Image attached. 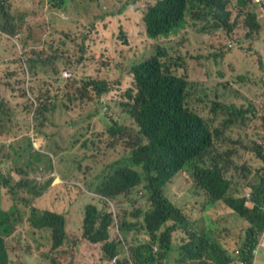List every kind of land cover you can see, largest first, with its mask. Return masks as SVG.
Returning a JSON list of instances; mask_svg holds the SVG:
<instances>
[{
	"label": "trees",
	"instance_id": "16d2710c",
	"mask_svg": "<svg viewBox=\"0 0 264 264\" xmlns=\"http://www.w3.org/2000/svg\"><path fill=\"white\" fill-rule=\"evenodd\" d=\"M55 1V7L67 6L64 0ZM3 2L6 0H0V36L6 39L0 41V66L9 65L3 62L4 58L10 64L20 62L25 66L27 79L8 81L7 85L13 90L26 83L27 89L22 93L21 103L1 99L0 94L1 114L7 116L18 108L36 107V111L32 129L18 131L22 124L17 123L11 131L6 126L0 130V188L7 190L12 200L24 203L28 210V215H24L18 204L7 211L0 209V264H62V260L69 258L67 248L60 250L66 243L77 258L76 264H166L164 261H169L174 250V234L179 236L178 247L182 251L176 264H194L193 260H200L203 253H207L208 259L204 264H264V253L254 258L257 244L261 245L264 240V197L253 199V207L251 197L248 200L234 189L233 179L226 176L231 166L244 178L250 173L246 155L254 149L245 147L241 136L235 138L232 132L240 125L259 130L260 122H264V81L259 90L262 104L258 105L252 95L258 92L257 84L253 76L246 73V68H238L248 62L237 61L240 62L237 67L234 43L226 47V53L214 47L202 55L192 53L190 48L195 43L188 44L191 31L200 37L209 34L210 29L204 28L207 22L214 23L217 30L236 34L240 28L235 24L242 19L252 34L260 29L264 31V19L258 18L264 8L254 6L264 5V0L260 4L236 0L234 10L230 8L232 0L148 1L138 25L140 34L152 42V48L147 49L149 56L145 60L132 66L131 87L124 94L125 112L132 123L123 125L105 114L101 120L106 135L96 138L95 132L89 136L80 133L74 142L88 149L86 156L78 161L71 176L61 171L65 181L60 184L55 183L53 159L66 150L65 144L71 141L68 137L57 139L64 126L57 127L54 136V126L41 122L40 111L50 97L38 86L46 69L51 67L54 74L58 72V67L52 66L59 58L58 52L48 46L31 55L19 41L14 19ZM129 3L130 0H106L97 10L102 18H106L102 10L111 6L120 8L117 13L127 15ZM199 19L207 22L198 23V29L192 23L188 25V21ZM68 34L63 33V37ZM174 39L178 41L171 43ZM120 40L126 44V35ZM256 55V59L264 62V54ZM227 57L231 69H218L217 73L220 79L230 76V81L217 84L221 91L214 107L203 104L195 107L197 100L200 102L203 98H189L195 86L190 80V71L202 69L209 73L210 64L219 66ZM66 82L67 93L79 99L91 90L100 103L102 97L111 92L104 79L69 76ZM243 82H248V87H244ZM0 89H3L1 83ZM29 93L32 101H27ZM206 108L213 118L224 120L222 131L228 135L223 144L219 141V131L211 130L209 122L199 114ZM223 145H228L226 154L221 152ZM255 154L264 163V149H257ZM10 161L13 165L8 167ZM176 183L174 193L186 190L196 197V205L205 200L209 205L223 203L230 210L228 213L249 224L236 238L239 242L236 261L233 257H224L227 248L218 238L223 230L215 233L210 227L208 232L212 234L204 233L189 220L193 212L187 215L189 205L179 208L170 198L169 187ZM81 185L89 197L98 199L84 205L82 224L76 231L68 229V211H41L32 206L59 189H76L80 196L83 194ZM190 185L201 191L193 193L192 189H187ZM249 188L261 189L264 195V166L257 183ZM67 195L69 203L77 201L72 193L67 192ZM18 213L20 216L16 217ZM26 216L27 224L34 230L50 233L49 256L44 255L37 261L27 262L21 258L24 255L18 254L21 242L28 240V235H19L17 229ZM139 234L144 236L142 241Z\"/></svg>",
	"mask_w": 264,
	"mask_h": 264
},
{
	"label": "rangeland",
	"instance_id": "374dc122",
	"mask_svg": "<svg viewBox=\"0 0 264 264\" xmlns=\"http://www.w3.org/2000/svg\"><path fill=\"white\" fill-rule=\"evenodd\" d=\"M105 1L64 0V4L67 6L63 8L53 6L56 2L55 0H6V3L3 2L14 19L15 32L19 35V41L31 55L39 53L41 50H46L48 46H52L53 51L58 52L59 58L52 63V66L58 67V72L54 74L50 67L46 69V74H41V80L38 82L39 88L42 89L43 93H48L50 97L45 107L40 111L41 122L54 126L52 130L55 132L54 136L57 135L56 128L64 126L60 130L57 139L61 140L64 137H68L71 141L65 144L66 150L58 156H54L55 171L53 174L57 177L56 184L65 181L62 170L67 171V175L71 176L78 167V161L86 156L88 149L80 143L74 142L80 133L89 136L95 132L96 138L106 135V127L101 120L105 114H109L123 125H131L132 123L125 112L124 104L127 103V100L124 94L131 87L133 78L130 70L132 66L145 60L149 56L147 49L150 46L152 48V42L145 35L140 34L141 27L138 25L142 13L144 15L143 11L146 9L148 1L152 0H130L129 9L126 12L127 15L117 13L120 8L111 6L106 10H102L106 17L102 18L97 8L100 3ZM252 1L255 3L254 0ZM235 6L236 0H232L230 8L234 10ZM254 6L258 9L264 8V5ZM111 13H115V15ZM196 21H188V25L191 26L192 23L198 29V23L207 22L203 19ZM238 25L240 31L234 34L223 29L217 30L214 27V23L207 22L204 28L205 30L210 29L209 34L200 37L191 31L188 44L195 43L190 48L192 53L202 55L207 53L208 49H213L214 47L222 48L226 53V47L234 43V50L238 56H236L237 67L240 64L237 61L244 60V63L248 62L247 65L243 66L241 64L238 68L244 70L246 68V73L253 76L255 84H257L256 90L258 91L257 93H252L253 101L261 105L262 100L259 98V90L264 81V62L256 59V54H260L264 50V31L260 29L255 35L252 34L246 21L242 19L235 24V26ZM63 33L69 34L67 37H63ZM123 34L126 35V44H123L120 40ZM60 36L62 38H59ZM5 39L0 36V41ZM177 41L178 39H174L171 43ZM224 59L226 62L219 66L210 64L208 66L210 69L209 73L202 69H192L190 71V80L195 86L189 98L191 100L203 98L200 102L197 100L195 107L202 104L205 107H214V101L218 99L221 91L218 90L217 84L230 81V76L223 79L218 77V69L229 71L232 67L229 57ZM3 62L9 65L0 66V83L3 84V89H0V94L3 95L1 99H10L14 103H21L24 99L22 93L27 89V84L21 83L11 90L7 83L8 81L15 83L17 79H27V70L20 62L10 64L7 58H4ZM9 73L11 76L8 77ZM69 76L86 80L88 78L107 80L109 87H111V92L105 94L100 103H97V99L91 90L85 92L83 98L79 99L67 93L65 86L67 84L66 79ZM242 85L248 87L249 83L243 82ZM13 93H15V96H13ZM32 99L33 96L29 93L27 101H32ZM1 109L2 106L0 104V130L6 126L11 131L17 123H21L22 128L18 131L24 132L32 129L35 125L33 116L36 107L13 109L9 115L4 117L1 114ZM199 114L209 122L211 130L217 129L219 131V141L223 144L228 135L222 131L223 118H213L207 108L203 109ZM215 115L218 116L219 114L216 113ZM71 118L75 119L79 124H76ZM232 133L235 138L241 136L244 146L251 147L254 151L246 155L247 167L250 171L247 178L242 177L233 166L228 169L226 176L233 179V188L239 190L240 193L250 195L254 200L259 196L264 197L261 189L249 188L257 183L259 172L263 167V163L257 157L255 151L259 148L264 149V122H260L258 131L253 126L240 125ZM227 147L228 145H223L221 152L226 154ZM12 165L11 161L7 164L8 167ZM177 186L178 183L169 187V196L175 201L177 207L180 208L183 204H188L187 215L193 211L188 216L189 220L204 233L212 234L208 232L210 227L215 233L223 230L218 238L227 247L224 257L226 259L230 256L236 261L237 256L233 254L239 243L236 242V238L240 237L241 231L246 229L249 224L238 216L228 213L230 210L223 203L209 205L207 204L208 200H205L200 205H196V197L187 194L186 190L174 193ZM81 189L83 194L80 196L76 189H59L56 194L42 197L32 206L41 211H68L70 214L68 229L70 232L76 231L82 224L84 205L98 199V197H95V199L89 197L85 193L83 185H81ZM187 189H192L191 185ZM192 190L193 193L201 191L198 189ZM67 192L72 193L77 198V201L69 203ZM241 197L243 196L241 195ZM14 204H18V207L24 212L23 214L26 215L27 213L28 215V210L25 209L24 203L16 199L12 200L8 195V191L0 188V209L7 211ZM18 216H20V213L16 215V217ZM27 222L26 216L23 218L22 225L18 226V223H15V226H18L19 235H28V240L21 242V250L18 254L20 256L24 255L21 258L27 262L40 260L44 255L49 256L52 245L50 233L45 230H34ZM178 237L177 234H174V250L170 254L169 261H164L166 264H176V260L182 254L181 249L178 247ZM138 238L142 241L144 236L139 234ZM66 244L67 246L60 248V250L63 251L67 248L69 258L62 260V264H76L77 258L72 255L73 251L69 244ZM82 255L84 256L83 250ZM206 258L207 253H203L199 261L193 262L194 264H204ZM84 259L88 262L85 257ZM59 264L61 263L59 262Z\"/></svg>",
	"mask_w": 264,
	"mask_h": 264
},
{
	"label": "clouds",
	"instance_id": "9594fccd",
	"mask_svg": "<svg viewBox=\"0 0 264 264\" xmlns=\"http://www.w3.org/2000/svg\"><path fill=\"white\" fill-rule=\"evenodd\" d=\"M263 51V50H262ZM261 51V52H262ZM260 159V158H259ZM261 160V159H260ZM262 161V160H261ZM263 163V162H262ZM263 166H264V163H263ZM245 197L249 200L250 199V195H246L245 194ZM250 203L253 205V207L255 206V202L253 201V198H251L250 200ZM248 206H250L251 207V205L250 204H247ZM262 210L264 211V205H263V207H262ZM239 244V243H238ZM227 248V247H226ZM256 248H257V250H255V252H254V258L255 257H257L260 253H264V240H263V242L261 243V245H260V243H258L257 244V246H256ZM237 249V248H236ZM235 249V250H236ZM233 251V254L234 255H238V251ZM226 252V251H225ZM194 262H196V261H199V260H193ZM206 261H208V259L206 258Z\"/></svg>",
	"mask_w": 264,
	"mask_h": 264
},
{
	"label": "built area",
	"instance_id": "2783aa9c",
	"mask_svg": "<svg viewBox=\"0 0 264 264\" xmlns=\"http://www.w3.org/2000/svg\"><path fill=\"white\" fill-rule=\"evenodd\" d=\"M254 2H255V3H260L261 0H254ZM258 18H259V19H264V10L261 11V13L259 14ZM66 76H67V74H66Z\"/></svg>",
	"mask_w": 264,
	"mask_h": 264
},
{
	"label": "crops",
	"instance_id": "0c3cea01",
	"mask_svg": "<svg viewBox=\"0 0 264 264\" xmlns=\"http://www.w3.org/2000/svg\"><path fill=\"white\" fill-rule=\"evenodd\" d=\"M261 54H264V50L261 52Z\"/></svg>",
	"mask_w": 264,
	"mask_h": 264
}]
</instances>
